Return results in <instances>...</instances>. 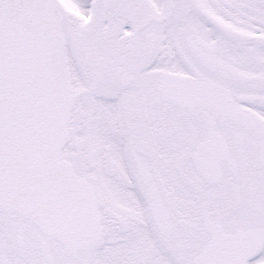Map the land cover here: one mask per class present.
Returning <instances> with one entry per match:
<instances>
[{
    "label": "snow or ice",
    "instance_id": "obj_1",
    "mask_svg": "<svg viewBox=\"0 0 264 264\" xmlns=\"http://www.w3.org/2000/svg\"><path fill=\"white\" fill-rule=\"evenodd\" d=\"M0 264H264V0H0Z\"/></svg>",
    "mask_w": 264,
    "mask_h": 264
}]
</instances>
